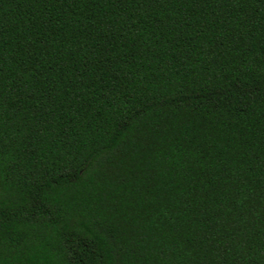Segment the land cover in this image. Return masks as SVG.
Returning a JSON list of instances; mask_svg holds the SVG:
<instances>
[{"label":"trees","instance_id":"obj_1","mask_svg":"<svg viewBox=\"0 0 264 264\" xmlns=\"http://www.w3.org/2000/svg\"><path fill=\"white\" fill-rule=\"evenodd\" d=\"M0 264H264V0H0Z\"/></svg>","mask_w":264,"mask_h":264}]
</instances>
